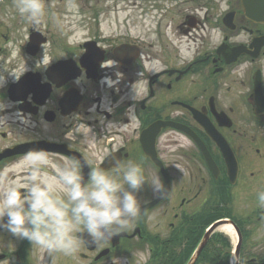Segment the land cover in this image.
Segmentation results:
<instances>
[{
	"label": "flooded vegetation",
	"instance_id": "af4514ba",
	"mask_svg": "<svg viewBox=\"0 0 264 264\" xmlns=\"http://www.w3.org/2000/svg\"><path fill=\"white\" fill-rule=\"evenodd\" d=\"M45 6L35 25L13 0L0 12V70L9 73L0 87V191L26 180L29 154L47 157L46 177L69 158L84 164L85 178L93 167L140 163L166 195L146 184L141 215L111 243L85 246L84 264H131L144 250L148 264H185L216 219L232 223L236 239L211 232L192 264H231V256L264 264V45L256 55L230 49L264 33V21L245 15L242 0ZM30 247L0 228V264H31Z\"/></svg>",
	"mask_w": 264,
	"mask_h": 264
},
{
	"label": "clouds",
	"instance_id": "9594fccd",
	"mask_svg": "<svg viewBox=\"0 0 264 264\" xmlns=\"http://www.w3.org/2000/svg\"><path fill=\"white\" fill-rule=\"evenodd\" d=\"M13 7L33 25L46 15L45 0H13ZM5 72L0 70V87L6 83ZM46 164L44 154H29L22 162L29 173L26 180L0 191V228L39 248L43 260L46 253L51 262L57 256L78 260L85 246L100 247L127 232L141 215L139 193L146 184L161 198L166 195L160 176L149 181L140 163L129 161L114 171L93 167L87 178L84 164L75 158L58 166L55 176L42 174ZM257 206L264 209V190L257 192ZM150 258V250L140 251L132 254L131 264H148ZM111 262L123 264L119 257Z\"/></svg>",
	"mask_w": 264,
	"mask_h": 264
},
{
	"label": "water",
	"instance_id": "95a60500",
	"mask_svg": "<svg viewBox=\"0 0 264 264\" xmlns=\"http://www.w3.org/2000/svg\"><path fill=\"white\" fill-rule=\"evenodd\" d=\"M244 4H245V11L247 13V15H249L251 18H254L256 20H264V0H243ZM264 44V35L261 36H256L254 37V39L252 40L250 46L255 47V52H257L259 50V48L261 47V45ZM236 49H238V53L243 52V50H245L243 48V45H238L235 47ZM237 53V54H238ZM256 86L255 89L259 92L260 89V82L259 80H257L256 82ZM206 124V123H205ZM207 130L212 134V136H214L216 138L217 141H219V137L216 133V130H214V128L212 129L210 126L207 125ZM225 157L227 162H230V150H226L224 151ZM233 169V170H232ZM230 169V167L228 168L229 172L232 170L234 171V168ZM218 224V221H215L210 227L209 229L204 233L203 237L201 238L196 250L194 251L191 259L189 260V262L187 264H191L194 257L196 256V254L198 253V251L200 250L201 246L204 244V242L206 241L209 233L211 232V230Z\"/></svg>",
	"mask_w": 264,
	"mask_h": 264
},
{
	"label": "rangeland",
	"instance_id": "374dc122",
	"mask_svg": "<svg viewBox=\"0 0 264 264\" xmlns=\"http://www.w3.org/2000/svg\"><path fill=\"white\" fill-rule=\"evenodd\" d=\"M7 3H8V0H0V12L7 7ZM262 68H263V73H264V63L262 65ZM215 232L225 234L229 238L230 242L232 241L231 237L228 234L224 233L223 231L216 229ZM30 248L31 249H30L29 257H30L32 264H42V261H43V264H84V263H82L83 261L81 260V258H78V260H72L70 258H65L62 256H57L51 262V257L48 256L47 253L45 254V257L43 260V254L39 248L33 249L32 245Z\"/></svg>",
	"mask_w": 264,
	"mask_h": 264
},
{
	"label": "bare ground",
	"instance_id": "6f19581e",
	"mask_svg": "<svg viewBox=\"0 0 264 264\" xmlns=\"http://www.w3.org/2000/svg\"><path fill=\"white\" fill-rule=\"evenodd\" d=\"M244 13H246L245 9H244ZM154 202V200L152 201V203ZM217 229H220L224 232H226L227 234H229L231 236V238L233 239V241L236 239V235L235 232L233 231V229L231 228L230 225L228 224H221L217 227Z\"/></svg>",
	"mask_w": 264,
	"mask_h": 264
}]
</instances>
